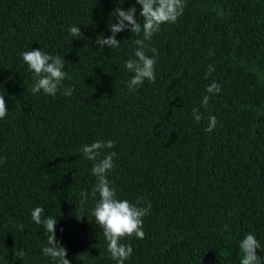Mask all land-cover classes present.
Returning a JSON list of instances; mask_svg holds the SVG:
<instances>
[{
  "label": "trees",
  "instance_id": "1",
  "mask_svg": "<svg viewBox=\"0 0 264 264\" xmlns=\"http://www.w3.org/2000/svg\"><path fill=\"white\" fill-rule=\"evenodd\" d=\"M117 6H135L142 22L135 0H0V264H56L43 255L36 207L57 218L70 264H117L92 216L93 162L80 151L97 140L115 141L106 151L117 154L108 174L117 198L151 205L145 239L121 241L133 248L125 264H240L248 233L264 256V0H186L177 22L146 41L156 80L136 92L124 65L142 33H118L115 49L95 43L111 35ZM36 49L66 61L55 96L31 92L37 77L21 53ZM213 82L218 94L206 92Z\"/></svg>",
  "mask_w": 264,
  "mask_h": 264
},
{
  "label": "clouds",
  "instance_id": "2",
  "mask_svg": "<svg viewBox=\"0 0 264 264\" xmlns=\"http://www.w3.org/2000/svg\"><path fill=\"white\" fill-rule=\"evenodd\" d=\"M140 5L141 10L138 20L137 9L135 6L124 9L120 6L114 10L115 23L108 25L111 35L105 37L104 34L97 36L95 43L100 47L115 49L120 45L116 35L123 31L141 34L142 39L134 41L137 48L135 50V59H129L125 62L124 67L131 73L132 77L128 81L127 87L130 92H136L145 81L155 83V67L157 63L158 52L155 48H149L146 41H151L154 34L158 33L161 26L166 23H176L178 18L183 15L186 0H135ZM112 13V14H113ZM222 15V12H218ZM70 34L78 39H87L80 31L78 26L70 28ZM151 55H148V52ZM211 54V53H210ZM24 63L28 66L29 71L37 77L36 82L31 88L33 94L43 91L44 94L55 96L61 89L63 81L68 77L64 71L66 61L61 55H49L40 49L25 51L21 53ZM212 69L210 68L209 71ZM74 88H66L63 95L71 96ZM221 91L219 84L213 82L206 88L210 94H218ZM5 93L0 94V119H4L8 113ZM210 96L203 97L202 106L207 107ZM193 119L196 122L201 121L202 116L199 109L194 108ZM208 126L205 129L208 132L213 131L217 124L215 116L208 118ZM115 147V141L97 140L90 145H84L80 151L83 155L93 162L91 173L96 178V184L93 187V194L99 195V200L92 211L95 223L102 229V233L108 242V252L111 258L117 264H125L133 253V248L129 244L121 243L125 238L135 236L137 239H145L143 230V220L149 214L151 205L145 207L138 206L140 198H137V204L130 203L125 199H118L116 189L111 185L108 174L115 168L114 157L116 152L106 151ZM81 204L87 201L88 193H80ZM31 218L35 224L42 226L47 233V244L43 247L42 252L46 257L51 258L56 264H70L66 258L68 253L66 248L62 247L56 239L55 229L57 218L45 215V209L36 207L31 212ZM78 218V217H77ZM81 218V217H79ZM23 227L22 225L20 226ZM227 231V225L224 226ZM242 259L240 264H264V256H257L260 249V241L252 233L239 242L238 245ZM21 257L25 253H20Z\"/></svg>",
  "mask_w": 264,
  "mask_h": 264
}]
</instances>
